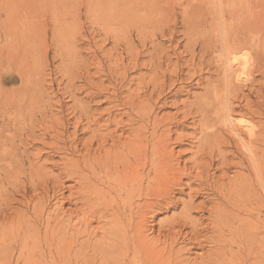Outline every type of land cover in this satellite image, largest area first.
Wrapping results in <instances>:
<instances>
[{"label": "bare ground", "instance_id": "obj_1", "mask_svg": "<svg viewBox=\"0 0 264 264\" xmlns=\"http://www.w3.org/2000/svg\"><path fill=\"white\" fill-rule=\"evenodd\" d=\"M145 2L131 9L121 7L116 26L104 30L114 37L115 30H121L119 25L126 22L122 20H129L130 37L124 54L130 57L128 52L136 50L135 56L127 57L136 75L130 76L123 66L116 72L114 63V70L108 69L109 65L108 73H99L104 71L99 61L93 75L89 65L79 68L77 74L69 73L70 82H83L73 92L71 84L67 91L73 101L71 118L70 114L62 116L59 108L52 113L55 109L51 110L41 95H30L41 75L34 77L19 46L14 54L7 52L6 62L22 72L17 79L19 88L9 92L0 89L7 116L0 172L18 199L3 196L0 186V264H8L15 256V261L25 262L24 251L36 250L41 244L54 264H264V228L255 223L264 209V95L256 91V104H251L250 96L244 97V108L253 120L256 118L254 123L232 116L228 100L230 90H242L253 74L264 75V0H241L242 11L233 0H208L210 17L215 21L212 31L219 44L215 58L220 76L215 82L207 80L200 94H191L187 88L196 75V61L210 46L211 30L199 31L206 39L199 56L192 49L190 58L178 65L182 57L172 51L171 59L156 38L158 33L161 39L168 37L173 42L176 24L165 25L162 10L155 6L148 9ZM255 7L260 11L255 12ZM237 11L238 24L243 15L248 17L239 34L231 23L232 12ZM132 32H136L140 49L150 51L148 59L140 56L142 51L137 53ZM117 37L114 39L120 41ZM108 55L109 61H117ZM75 57L76 52L69 59L70 65L75 64ZM179 67L188 72L181 75ZM143 68L149 69L148 75L141 73ZM180 77L183 83L173 89ZM122 88L126 94L120 93ZM182 96L191 99L181 101ZM169 108L175 112L160 115ZM70 120L74 121L72 132L67 128ZM36 131L41 132V150L32 157L21 149L28 140L36 142ZM183 131L188 134H180ZM183 138L192 144L188 151L178 150ZM231 142L239 147L241 163H232L231 154L222 150ZM43 150L64 153L60 162L52 163L56 174L46 171L44 165L51 157L42 154ZM35 159L42 164L37 165ZM244 160L247 167L243 168ZM214 161L218 166L212 167ZM238 166L256 179V190L249 177L239 171L229 175ZM68 182L72 185L66 186ZM200 194L206 200L195 203ZM26 199L29 217L13 208ZM65 205L71 208L65 210ZM177 209L178 213L153 230L152 223L160 213ZM197 214L200 217H194ZM29 241L33 245L29 246ZM181 243L188 246L180 247ZM202 244L208 252L195 256L193 250H202Z\"/></svg>", "mask_w": 264, "mask_h": 264}, {"label": "rangeland", "instance_id": "obj_2", "mask_svg": "<svg viewBox=\"0 0 264 264\" xmlns=\"http://www.w3.org/2000/svg\"><path fill=\"white\" fill-rule=\"evenodd\" d=\"M15 1L16 0H7V1L0 0L1 3L0 5L1 7L0 8V89L1 91L9 92L12 91L14 88L20 87V84L17 82L18 81L17 79L19 78L18 75L22 72V70L16 67L12 62L10 63L6 62L7 52L10 51L11 53L14 54L16 52L15 48L19 46L20 48L19 52L21 51L22 53H25L24 56H26L27 60L29 61V66L31 67L35 75L34 77L38 79L39 74L41 75L40 80L38 81L36 80L35 82V84H37V87L35 89L34 87L31 89L30 95H36L39 97L41 95V99L48 101V104L50 103L49 105L52 106L51 110L55 109L54 111H52V113H57L59 108L61 109L62 116L70 114L69 118H71L73 114L69 112L71 111V109L69 108L72 106L73 101L70 100L67 91L70 90L71 84L73 85V87L71 88L73 92L76 88L82 86L83 82L80 80H77L75 82L72 81L70 82L69 73L77 74L79 68H83L85 65L87 66L89 65L90 69H93L89 71L90 75L94 74L95 72L94 68L97 66L96 63L98 64L97 61H99V64L102 63L100 67L101 69L104 70L99 73H108V69L114 70L115 68H117L116 72H121L122 69L121 66H123V67H127L130 76L133 77L136 75L135 72H132L133 70L131 69V67L129 68L128 66L129 63L127 62L128 58H131L132 56L136 55L135 53L136 50H131V52H128V55L130 53L132 54L129 55L130 57L127 56L128 58L126 57L127 53L124 54L125 53L124 46L128 47L127 39L130 37L129 35L130 29L128 28H130L131 25L129 24L130 23L129 20H122L123 23L125 21L126 22L123 25L122 23L121 25H119L121 27V30H115L117 31V33H114V37L111 34L106 35L104 33V30H106L107 27L116 26L115 23L116 21L119 20L117 19L118 10H121V7L124 6L122 8L124 10H126V8L131 9L135 7L138 3L141 2L143 3L145 1H147L144 3V6L146 8L150 9V8H154L155 6L156 8L158 7L160 10H162L161 18L164 22H166L165 25L172 26L176 24L175 36L173 42L168 41L167 39L168 37L167 38L164 37L161 39L158 33L156 34V38L158 37L157 42H161L163 51L167 53L171 59H173L172 51H175L177 56L182 57L181 60H179L178 65H181L184 62L182 60L186 61L190 58L191 56L190 50L192 49H194V54L197 55V57L199 56V54L201 53L200 51L201 44L203 43V41L206 40L205 34L204 33L200 34L199 31L211 30L210 37L212 41L210 43L208 50L206 51V53H204L203 58L199 59V61L198 60L196 61L197 64L195 65V69H194L196 75L193 77L194 79H191L192 81H189L188 83L189 87L187 88V90L189 89L191 94H200L202 92V87L206 84L207 80H209V82L210 81L215 82L218 76H220V73L217 70V67H219L220 64L217 63V60L215 58V55L218 54L219 44L216 39L217 37L216 33L214 34V32L212 31L215 21L210 17L212 15V12L208 0H145V1L134 0L136 2H133V0H131V2L130 0H126V1L120 0L121 2L119 0H17L18 2ZM233 2L236 5L237 9H239L240 11L243 10L244 4L241 2V0H233ZM16 3H18V5ZM31 4H33V6ZM224 4H226V2ZM6 6L9 8V10ZM87 7L89 9H87ZM5 9L8 11H5ZM254 11L255 12L260 11V8L255 7ZM16 13L18 14V16H16L17 15ZM238 13H239L238 11L232 12L233 19L231 20V23L232 22L235 23V26L233 27L235 28L237 34L243 31L244 23L248 21V17L246 14L242 16V19L239 20V24H238V22L235 20L239 16ZM37 14H39L40 18ZM5 21L7 22V24L5 23ZM60 26H62V28ZM231 27L232 25H230V28ZM15 28L18 29V31H16ZM126 29L128 32L126 31ZM52 31L55 32L52 33ZM119 33L121 35H118L117 37L116 35ZM132 33H131V38L134 39L136 37L134 33L136 32H132ZM115 37H117V39L119 38L120 41L115 40L116 39ZM29 38H32V40ZM114 40L118 43H116ZM136 40H133L134 45L138 46L139 45L137 43L138 40L137 41ZM125 42L127 46L124 44ZM117 44L118 47H116ZM147 44L149 45V43H146V46H148ZM109 49H111V51ZM139 49L140 47L138 46L137 53H140L142 51L141 49L139 51ZM147 51L143 50L140 53V56H142L144 60L148 59L149 57L148 53L150 51H148V53ZM75 52H76V57H75L76 59L74 60L75 64L70 65L69 59L75 55ZM108 54H110L112 59L117 58V61L115 62H117L118 64L115 63L114 60L109 61ZM120 56L122 57L121 62L119 61L121 59ZM113 63L116 64L115 68L113 66L114 65ZM108 66L109 68L107 69ZM147 69L143 68L141 70V73L148 75L149 69L148 70ZM180 71H181V75H185L188 72V69L185 67H181ZM181 77L179 78L180 80L175 81V83L173 84L174 86L173 89H176L181 86V84L183 83L182 82L183 77L182 78ZM197 82L201 84H197ZM104 83L106 86L104 85ZM104 83L103 86L106 88L108 86V82L107 83L104 82ZM242 85H243L241 86L242 90H239V92H236L237 90L235 92H233V90H230L229 92V95L231 94L230 96H228V100L230 99L229 100L230 111L231 114L232 113L234 114V115L232 114V116H235L236 118L242 117L250 121L252 120V123H254L256 118H254L255 120H253L252 119L253 116L248 113L247 109L245 110L244 108L245 107L244 97L250 96L248 100L251 102V104H256L258 102L257 101L258 99L256 97L257 95L255 94L259 92L258 95L260 94L264 95V75L261 77L259 74H253L251 80H249L247 83H243ZM217 86L220 89L222 88V85L217 84ZM106 89L109 90L110 93H112L111 88L107 87ZM117 91H118L117 95L119 97H120L119 95L120 93L126 94L125 88L120 89V93L119 90ZM80 94L83 95V92H81ZM81 96L78 95V98H81ZM240 98H242L243 100H241ZM186 99L190 100L191 98L187 96H182L181 98H179V100L181 101H186ZM3 101L4 99L0 92V155L2 152H4L3 144L7 140L6 138L7 131L4 130V124L7 122V116L5 115V106L2 105ZM217 105L219 106V104ZM103 107H107V105L105 104V106L103 105L102 108ZM174 112H175L174 109L169 108V109L161 110L160 115L166 113L172 114ZM13 116L14 115H9L10 118H12ZM263 116L262 118H264ZM70 121H69V126L67 128L69 132H72L71 125L72 122L74 121L73 120ZM183 132L180 134L182 135L188 134V131L186 132L183 131ZM79 134L80 133L78 132L77 135ZM40 135L41 132L36 131L35 133V136L37 137L36 138L37 140H35L36 142L28 140L25 143L24 147L21 149V151L26 150L27 153L32 155V157H35L36 150L37 149L41 150L40 149L41 146L39 145L41 141L40 138H38ZM183 140L181 141V147L180 149L178 148V150L188 151L189 148L192 146V144L189 139L183 138ZM34 143L37 144L33 145ZM45 143L49 145L51 141L47 139ZM238 149L239 147L232 142L227 146V148H222L223 151H226L229 154H231L232 163L238 161H240L241 163L243 161L242 156L238 151ZM41 152L42 154L51 157L48 163L44 165L46 166L47 169L46 171L48 173L56 174L57 172L55 168L52 167V163L56 164L60 162L61 161L60 157H64V153L61 152L55 153L54 151L51 150H43ZM187 157L188 156H183V159L184 158L186 159ZM34 162L35 163L37 162L36 159L34 160ZM41 162L42 161L37 162L36 164L37 165L42 164ZM217 163L218 162L214 161L212 163V167L218 166ZM242 165L243 168L247 167V163L245 162V160L242 163ZM236 170L239 171L243 177L245 178L249 177V181L250 183H252V188L256 190L257 181L256 179H254V177L249 172V170L241 169V167L238 166L237 168H232L229 171V175L232 174V171H236ZM250 177L252 178V180ZM70 185H72V183L70 182L66 183V186H70ZM0 186L2 187L3 196L6 195L10 199L12 198L13 195H15L13 196L14 199H18L15 190H13L10 187L9 182L5 179V177L1 172H0ZM67 194L68 193L65 191V195ZM257 194L258 193L256 191L255 192L256 198H257ZM198 196L199 197L196 199L195 203H200L206 200L204 195L200 194ZM177 198L183 199V196H179V197L177 196ZM261 202L264 205V197H262ZM27 205H28V199L24 200L23 204L20 206L14 204L13 208H17L19 209V211L26 212V215L29 217L30 214H28L27 212ZM69 208L71 207L66 205L64 206L65 210H68ZM178 211L179 210L177 209L175 210V212L173 211L170 213H160L155 218L153 222L154 224L152 223L153 230L156 231V229H158L159 222L165 220L172 214L178 213ZM194 217L197 218L200 216L199 214H197L194 215ZM256 222L259 223L260 229L264 228V209H262L260 214L256 216L255 223ZM93 225L96 226L95 224ZM42 228L43 226L40 227V229ZM26 235L29 237L30 234L27 233ZM180 241H182V239ZM27 244H29V246L33 245L31 241H29ZM42 245L44 244H41V246L36 250L27 249V251H24L23 256L27 261L25 262L15 261V257H16L15 256L14 259L13 258L10 259V262L8 264H18L19 262H20L19 264H54L52 259L48 257L49 255H47L48 253H46L47 250L45 246H43L42 248ZM182 246H188V245L185 243L183 245V243H181L180 247ZM202 246H204V244H202ZM208 249L209 248L207 246L206 247L204 246L202 250H193V253L195 254V256H199L200 255L199 253H206L208 252ZM226 257L229 258V255H226ZM34 259H36L35 262L33 261Z\"/></svg>", "mask_w": 264, "mask_h": 264}]
</instances>
